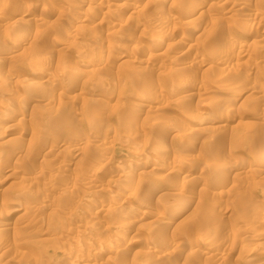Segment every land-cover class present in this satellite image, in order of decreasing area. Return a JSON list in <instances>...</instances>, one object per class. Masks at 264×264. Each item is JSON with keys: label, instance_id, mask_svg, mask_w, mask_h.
Segmentation results:
<instances>
[{"label": "rangeland", "instance_id": "rangeland-1", "mask_svg": "<svg viewBox=\"0 0 264 264\" xmlns=\"http://www.w3.org/2000/svg\"><path fill=\"white\" fill-rule=\"evenodd\" d=\"M263 92L264 0H0V264H264Z\"/></svg>", "mask_w": 264, "mask_h": 264}, {"label": "bare ground", "instance_id": "bare-ground-1", "mask_svg": "<svg viewBox=\"0 0 264 264\" xmlns=\"http://www.w3.org/2000/svg\"><path fill=\"white\" fill-rule=\"evenodd\" d=\"M244 44V43H243ZM242 45V44H241ZM35 55V54H34ZM36 63V62H35ZM70 68V67H69ZM76 74V73H75ZM182 84V83H181ZM264 93V92H263ZM63 109V108H62ZM64 121H65V119H64ZM66 122V121H65ZM167 149V148H166ZM133 156V155H132ZM263 156H264V154H263ZM131 175V174H130ZM137 213V212H136ZM179 213V212H178ZM99 257V256H98ZM83 258V257H82ZM87 259V258H86Z\"/></svg>", "mask_w": 264, "mask_h": 264}]
</instances>
